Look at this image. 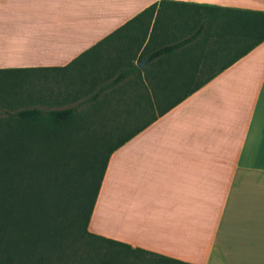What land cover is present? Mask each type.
Here are the masks:
<instances>
[{
  "label": "crops",
  "instance_id": "0c3cea01",
  "mask_svg": "<svg viewBox=\"0 0 264 264\" xmlns=\"http://www.w3.org/2000/svg\"><path fill=\"white\" fill-rule=\"evenodd\" d=\"M151 5L149 24L129 22ZM225 8L264 11V0H0V69L69 73L75 97L58 102L75 105L79 88H99L83 76L102 85L118 76L120 47L135 49L130 35L149 25L145 45L152 25L156 41L171 25H198L197 12ZM192 56L164 57L171 64L164 75L157 68L153 86L145 58L139 78L126 76L93 102L116 112L100 123L141 125L146 116L134 113L149 108L147 94L189 92L202 76ZM88 230L193 264H264V41L110 154Z\"/></svg>",
  "mask_w": 264,
  "mask_h": 264
},
{
  "label": "trees",
  "instance_id": "16d2710c",
  "mask_svg": "<svg viewBox=\"0 0 264 264\" xmlns=\"http://www.w3.org/2000/svg\"><path fill=\"white\" fill-rule=\"evenodd\" d=\"M154 9L155 5H151L129 22L147 18L149 24ZM225 10L222 14L197 12L191 15V22L198 25H171L172 30H164L160 35L157 32L156 41L153 38L157 25H152L145 45L149 25L130 35L129 49L133 48L132 42L135 49L129 55L127 43L120 47L117 62L123 66L118 76L103 85L104 78L98 79L95 75L78 77L92 86L98 84L99 88L95 93L79 88L76 94L83 100L75 105L45 109L30 106L35 101L31 97L20 98L15 103L6 98L0 102V107L6 108V116L0 119V264H128L129 260L131 264L137 258L143 264H193L94 234L88 230V222L110 154L186 98L190 91L264 41V11ZM179 16L172 15L170 19ZM214 22L223 25H206ZM129 27L123 25L116 32ZM188 32L187 37L182 36ZM179 35L182 38L177 40ZM189 52L194 56L195 69L202 75L196 78L189 92L147 94L149 108L134 113V116L140 117L141 113L146 116L141 125L100 123L107 115L116 113L93 106L94 101L106 98L102 90L119 84L130 74L139 78L145 67H140L138 62L145 58L153 67V75L146 78L148 85L153 86L157 84V68L164 75L171 64L164 57ZM25 71L0 69V74ZM179 83L187 84V81L181 79ZM135 84L136 80H132L131 85ZM68 91V97H75ZM136 96L133 98L137 99ZM68 97L62 98L68 101ZM63 166L68 167L67 173L61 171ZM30 184L39 191L33 198L26 192ZM90 239L97 244L105 243L100 254L79 252L74 247L76 242L83 246L92 244ZM129 253H137L136 258L128 257ZM146 256L153 257L152 261L149 258L146 261Z\"/></svg>",
  "mask_w": 264,
  "mask_h": 264
},
{
  "label": "rangeland",
  "instance_id": "374dc122",
  "mask_svg": "<svg viewBox=\"0 0 264 264\" xmlns=\"http://www.w3.org/2000/svg\"><path fill=\"white\" fill-rule=\"evenodd\" d=\"M73 78H74L73 75L69 73H64V72L57 73V72H46V71H25V72H12V73L0 74V102L4 98H6L9 101H12V103H15L19 101L20 98L27 99L28 97L29 98L31 97L35 99V101L34 103L30 102L29 103L30 106L32 104L34 106H38L45 109L74 105L69 102L59 103L55 101L62 97H68V95L65 92L73 88L71 85H69L70 82L73 80ZM77 96L80 97V99H83L80 95ZM37 97H40L39 99L41 100H39ZM21 107L22 105L19 106V108ZM5 116H6V108L1 106L0 119ZM67 170H68L67 166H63L61 168V171L63 173H67ZM64 179H67V176ZM30 185L31 188L30 187L29 189L27 188L26 192H28V196L30 198H33L36 193H39V191L35 187V185L32 184ZM90 240L89 242L92 244L88 243L87 246L86 245L83 246L79 242H76V244H74V247L77 248L79 252L89 251V253L91 252L94 255L100 254L102 249H104V247H101V245H105V243L99 242V244H97L95 241H92V239ZM134 254L129 253L127 256L130 258L131 257L136 258L137 255ZM148 258L149 257L146 256L145 260L149 262ZM127 263L130 264V260ZM131 264H143V261L137 258L133 260ZM157 264L159 263L157 262Z\"/></svg>",
  "mask_w": 264,
  "mask_h": 264
},
{
  "label": "water",
  "instance_id": "95a60500",
  "mask_svg": "<svg viewBox=\"0 0 264 264\" xmlns=\"http://www.w3.org/2000/svg\"><path fill=\"white\" fill-rule=\"evenodd\" d=\"M145 60H146V59L139 61V62H138V65L141 66V65L145 62Z\"/></svg>",
  "mask_w": 264,
  "mask_h": 264
}]
</instances>
